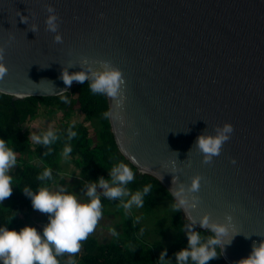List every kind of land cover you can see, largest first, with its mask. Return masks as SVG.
Masks as SVG:
<instances>
[{"label": "water", "instance_id": "1", "mask_svg": "<svg viewBox=\"0 0 264 264\" xmlns=\"http://www.w3.org/2000/svg\"><path fill=\"white\" fill-rule=\"evenodd\" d=\"M0 49V92L13 102L79 84L65 85L63 71L119 69L125 124L110 123L120 152L170 194L201 177L183 214L199 229L205 214L228 223L227 264L264 247V0H0ZM225 122L230 138L203 163L197 137Z\"/></svg>", "mask_w": 264, "mask_h": 264}, {"label": "trees", "instance_id": "2", "mask_svg": "<svg viewBox=\"0 0 264 264\" xmlns=\"http://www.w3.org/2000/svg\"><path fill=\"white\" fill-rule=\"evenodd\" d=\"M67 101V102H65ZM109 99L105 95L92 94L88 81L72 85L68 91L53 97H27L13 102V97L0 92V138L5 139L14 150L16 160L20 164V172L13 179V190L6 203L0 202V226L19 230L29 225L30 199L22 189L27 186L33 191L38 186H51L57 181L61 172L63 160L73 162L81 171L85 181L93 182L99 177L108 178L111 167L122 162L134 173V179L128 185H123L130 192L151 185L149 192L143 198V211L149 216L165 210L171 217L173 239L170 246L156 241L147 242L144 230L131 212L122 213V233H116L110 242L100 243L93 237H87L80 242V250L75 254L63 253L57 257L58 264H160L159 257L164 252L167 264H176L175 254L187 248L186 232L191 226L183 214V210L173 211L174 197L163 183L149 174H142L119 150L112 131ZM41 113L51 115L60 113L62 120L53 129L58 139L50 144H33L27 133L22 130L24 123L37 119ZM82 114L83 120L76 124L73 116ZM69 127L76 132L71 140L67 139ZM65 144L72 151L67 157L62 155ZM45 169L52 172L51 181H40L37 177ZM192 230L200 233L202 240L210 233L208 230L191 226ZM218 255L208 264H220L222 257ZM225 264H227L225 262Z\"/></svg>", "mask_w": 264, "mask_h": 264}, {"label": "clouds", "instance_id": "3", "mask_svg": "<svg viewBox=\"0 0 264 264\" xmlns=\"http://www.w3.org/2000/svg\"><path fill=\"white\" fill-rule=\"evenodd\" d=\"M54 20V17H49L47 20L50 31H55ZM55 39L59 41L60 37L56 36ZM2 54L3 50L0 49V59ZM6 71L5 67H0V77ZM61 78L64 84L69 86L73 80L79 83L87 80L92 94L105 95L115 102L114 110L111 113L105 112L104 117L110 116L121 126L125 124L122 115L125 81L119 69L110 66L108 62H101L98 70L75 73L63 71ZM232 131L233 126L225 122L216 130L215 135L197 137L196 148L202 154L203 163H210L214 156L219 155L222 144L230 138ZM75 136L76 132L69 127L67 139L71 140ZM31 139L36 144L50 145L58 139V136L53 130H47L41 135H32ZM71 151V146L65 144L62 155L67 157ZM232 163H235V160ZM16 164L14 150L8 146L5 139L0 138V201L11 194L12 178L9 170ZM37 179L51 181V170L45 169ZM133 179L132 170L124 163L118 162L109 170L108 178L99 177L96 181L85 184L83 195L87 198L86 201L79 199L77 194L57 181H53L54 190L47 184L38 186L35 191L25 186L22 189L23 194L30 199L34 210L47 214V222L40 230L27 224L19 230L0 226V264H58L57 257L63 253H77L80 250V242L93 232L102 215V204L97 194V187H100L103 190L102 195L109 199L128 196L129 199L122 204L126 210L131 209L133 205L136 208L144 205L143 198L149 192L151 185H145L135 192L121 187L128 185ZM200 180L201 177L196 175L187 190L180 185L177 190L171 192L174 197L171 206L173 211L181 209L189 211L197 207L199 197L193 193L199 190ZM173 182L175 183V178ZM189 219L191 220V217ZM225 219L231 221V216L226 215ZM199 223L210 235L202 240L201 234L193 231L189 226L186 232L188 246L175 254L176 264H208L211 259L217 257V249L222 251L223 246L231 242L233 234L229 236L228 223L211 222L208 214L203 215ZM112 231L115 235V230ZM159 262L167 264L164 252L160 254ZM238 264H264V247L258 251L254 250L250 257L241 259Z\"/></svg>", "mask_w": 264, "mask_h": 264}, {"label": "rangeland", "instance_id": "4", "mask_svg": "<svg viewBox=\"0 0 264 264\" xmlns=\"http://www.w3.org/2000/svg\"><path fill=\"white\" fill-rule=\"evenodd\" d=\"M61 120L62 115L60 113L51 115L41 113L37 119L24 123L22 125V130L26 132L31 139V136L34 134L41 135L47 130H53ZM71 120L78 124L83 120V116L82 114H77L76 116H73ZM31 142L34 145L36 144L32 139ZM61 167L62 169L57 182L67 187L69 191H73L77 194L79 199L86 201L87 198L83 195V192L85 190V184H87L88 181H85L82 177L80 169L73 162L67 161L66 159L62 161ZM20 169V164L17 162V164L9 170V174L12 178V190L14 186L13 179L18 176ZM49 187L54 190L55 184H52ZM102 191L103 190L100 187H97V194L99 195L102 204V215L98 219L93 232L90 233L88 237H93L100 243L110 242L114 236L112 230H115V233H122V213L128 211L134 214L137 220L145 226L143 235L147 237V242L154 244L158 241L166 246H170L174 234L170 229L171 217L168 212L163 210L153 216H149L144 213L143 206L136 208L134 205L131 209L126 210L122 207V204L129 199L128 196H122L118 199H109L102 195ZM7 198L0 202L6 203ZM46 222L47 214L34 210L31 207L28 224L36 227L37 230H40L41 226ZM219 262L220 264H225L223 257L220 258Z\"/></svg>", "mask_w": 264, "mask_h": 264}]
</instances>
